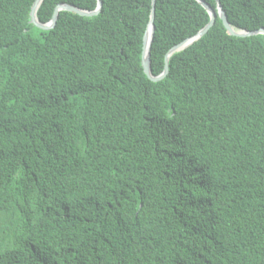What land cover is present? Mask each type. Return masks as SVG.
Segmentation results:
<instances>
[{
    "label": "trees",
    "instance_id": "16d2710c",
    "mask_svg": "<svg viewBox=\"0 0 264 264\" xmlns=\"http://www.w3.org/2000/svg\"><path fill=\"white\" fill-rule=\"evenodd\" d=\"M101 1L41 29L35 0H0V264H264V35L217 17L153 81L152 0ZM62 2L97 7L38 20ZM220 3L264 28V0ZM209 21L156 0L151 74Z\"/></svg>",
    "mask_w": 264,
    "mask_h": 264
},
{
    "label": "water",
    "instance_id": "95a60500",
    "mask_svg": "<svg viewBox=\"0 0 264 264\" xmlns=\"http://www.w3.org/2000/svg\"><path fill=\"white\" fill-rule=\"evenodd\" d=\"M41 1L42 0H35L34 4L32 6V9H31V13H30V16H31L30 22L33 23L35 26L41 28V29L53 28L56 24V21L58 19L60 11H64V10L70 11V12L79 14L81 16H93V15L98 14L101 10V7H102V1L101 0H97V7L94 10H85V9H81V8L76 7V6L70 5L68 3L62 2V3H59L55 7L51 20L47 23H42L38 20L37 14H36L37 9H38ZM197 1L208 11V13L210 15V21L194 36L189 37V38L185 39L184 41L180 42L179 44L173 46L168 51V53L166 54L165 66H164L163 72L158 76H154L151 74V71H150V63H151L150 62V48H151V43L153 40L154 31H155L154 18H155V2H156V0H152L150 20H149L147 29H146L145 34H144L143 50H142V65L144 68V72L148 76V78H150L151 80L159 81L162 78H164L168 73V59H169V57L176 52H180V51L186 49L188 46L192 45L195 41H197L198 39L203 37L209 31V29L215 24L217 17H219L222 20L224 27L226 28L227 32L230 35L239 36V37H247V36H253V35H257V34H263L264 35V28H260V29L252 30V31L234 29V27H232L230 25V23L228 22L226 13H225V11H224L221 3H220V0H215L216 1V9L212 8L204 0H197Z\"/></svg>",
    "mask_w": 264,
    "mask_h": 264
}]
</instances>
